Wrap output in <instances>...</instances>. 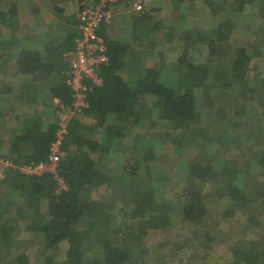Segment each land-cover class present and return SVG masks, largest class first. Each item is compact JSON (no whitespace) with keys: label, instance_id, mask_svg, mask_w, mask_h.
Returning <instances> with one entry per match:
<instances>
[{"label":"trees","instance_id":"1","mask_svg":"<svg viewBox=\"0 0 264 264\" xmlns=\"http://www.w3.org/2000/svg\"><path fill=\"white\" fill-rule=\"evenodd\" d=\"M1 1L0 159L43 161L57 128L54 99L64 106L72 100L65 54L78 35L80 12L50 6L56 17L37 19L34 37L25 35L33 47L16 30L27 13L40 12L37 1ZM159 1L149 7L150 0L141 12L124 9L131 14L122 16L126 33L113 36L114 24L100 26L108 62L97 69L101 85L87 82L82 115L93 121L71 118L56 174L26 175L0 161V264H34L26 250L37 237L45 264H143L144 253L156 264L162 257L144 251L142 239L170 223L200 227L192 245L204 244L205 256L225 236L232 239L229 264H264V0ZM197 16L215 28L199 39L207 42L205 59L193 62L202 32ZM222 49L230 54L226 67L217 62ZM39 105L46 107L45 123ZM212 114L218 117L213 141L233 144L231 152H217L208 163L185 160L179 133L202 132ZM157 122L166 128L160 134L152 131ZM125 145L129 155L119 162ZM166 152L174 162L165 164ZM112 157L118 162L104 169ZM114 181L115 195L126 199L119 212L104 198H91L94 189ZM173 200L179 212L168 205ZM216 204L221 207L211 209ZM233 219H242L238 232L219 228V220ZM15 239L23 249L6 258ZM66 242L63 258L56 259L53 247ZM192 257L198 259L195 252Z\"/></svg>","mask_w":264,"mask_h":264},{"label":"rangeland","instance_id":"2","mask_svg":"<svg viewBox=\"0 0 264 264\" xmlns=\"http://www.w3.org/2000/svg\"><path fill=\"white\" fill-rule=\"evenodd\" d=\"M25 1L29 5L30 3L34 2V0H25ZM35 1H37L35 3V6H39L41 8L40 12L37 15H32V16L30 15L31 17H29L27 13V16L24 18L26 20L23 19L22 23H18L19 28H22L20 26L23 25L25 30L19 29V28L18 30H16L18 37L26 38V41L29 40L27 43V46H33V47H34L33 42L30 41V39H28L27 37H25V35H28V37L30 38L34 37V30L36 28V25H34V22L37 19L49 20L51 18L56 17L54 12L50 10L49 8L50 6L59 5L61 7H64L66 9L65 11H68L73 7L75 8V13L77 14L80 11V8L82 6L92 4L95 0H92V1L91 0H70V2L69 0H46V3H43L42 0L41 1L35 0ZM52 1H56V2H52ZM175 2L176 0H173L172 3L170 2V0H164L163 4L168 3V5H173ZM149 3H150V0H149ZM149 3H148V6H149ZM160 5L161 4L159 0H152V4L149 7L160 6ZM5 6L6 5L0 0V8L3 9L5 8ZM123 15H125L126 17H129L131 14L124 12V8L121 5H118L117 7L115 6L114 19H113V22H110V24H114L113 26L114 28L113 29L111 28V34L113 36L119 35L123 32L126 33L130 31V27L127 21L126 22L124 21L125 18L122 19ZM38 23H39L38 25H42V21H39ZM197 23L199 27H202V32H200V34L197 37L200 43L199 44L200 48H196L192 50L191 61L193 62H198V61H202L205 59L207 55V51H208L207 42H204V41L202 42L199 39L204 36H207L210 38L213 35V31L215 28L213 21L209 20L208 18H203L202 16H199V17L197 16ZM253 24H254L253 21L249 22V27H252ZM33 25L35 27H33ZM249 31H250V28L247 29V32ZM222 51H223L222 55L217 57L219 58L217 62H219L220 65L226 67L228 66V63L231 60L230 54H228L229 52L227 53L224 49H222ZM257 64H258V61H255L253 63L252 65L253 72L255 71L254 68L257 66ZM227 104L228 103L226 102V105ZM234 104L235 106H237L238 102H235ZM230 105H232V102L230 103ZM227 107L228 105L225 106V111L230 112V109H228ZM228 115L229 113L225 115V117H228ZM212 116L214 117V120L217 121L218 119L217 115L212 114ZM82 121L86 123L85 118H82ZM88 122H91V121H88ZM216 126H217L216 124L213 126H209L207 129L203 130L202 132L188 130V131L179 133V136L181 137V139H183L185 143V149H186L185 152L187 153V155L184 157L185 160H188L189 158H191L193 160L202 161L203 163H208L210 159L214 157L215 153L217 152H220L226 155H228L231 152L230 151L228 153V151L226 150L232 149L233 144H229V148H228V144L226 142L221 143L219 141H216V142L213 141L216 139V136H213L214 135L213 130L216 129ZM165 129L166 128L162 123L157 122V127L153 128L152 131H154V134H157V133L160 134ZM151 134H153V132H151ZM3 135H4L3 138L5 142H7L9 140L8 133H5ZM212 144H214V146H212ZM118 155H119L118 156L119 158L117 159L119 160V162L123 161L125 157H128L129 155L128 145H125L123 152H121V154H118ZM164 155H165V158H164L165 164L175 161L173 159V156L167 155V152ZM167 159H168V162H167ZM0 160H3V159H0ZM114 160L115 159L113 158L112 160H109L108 162H106L103 165L104 169H107L108 167H110L112 165L111 161L114 162ZM116 162L118 161L115 160V163ZM102 164L103 163H101V165ZM3 175H4V170H3V167L0 165V178ZM118 186L119 185L115 181L108 184V186L101 185L97 189H94L91 192V198L93 199L104 198V203H106L107 205H114L115 211L118 210L119 212V208L123 207L126 204V199L123 198L122 195L121 196L115 195L114 192L118 190ZM214 202H215V199L211 200V204ZM168 205L170 206L172 205L171 206L172 211L174 210L175 212H179L178 202L173 200V202ZM219 207H221V205ZM219 207H217V204H216L215 207H211V209L216 210V208L219 209ZM214 217L220 219V215L218 216L214 215ZM219 221H220L219 228H222L221 230H224V228L227 229L228 227H230L228 228V231L232 233L238 232L239 227L242 224L241 223L242 219L239 221L238 220L236 221L233 219L231 220L232 223H229L228 221H225V220L224 221L219 220ZM201 231L202 229L200 227H193V226L187 225V227L181 226L180 228H178L177 225L170 223V224H167L164 229L160 228L159 230H150L148 234H146L143 237L142 245H140V247L144 249V251L150 254L154 253L156 258L162 257V259H159V262L156 264H229L233 257L232 251L230 249V244L232 243L230 241H232V239L230 238L227 239L225 238V236L219 237L218 245H215V249L208 250V254L205 256L202 250V247L204 244H202L201 248L193 247L192 245V242L195 241L194 239L196 238V236L198 237L201 235L202 233ZM16 241L17 240L15 239V243L13 247L11 246H10L11 248L9 247L10 251L5 253L6 258H9L15 255L17 252L23 249V247H21L22 245L18 246ZM201 242L205 243V240L202 239ZM198 245H201V244L197 243L196 246ZM211 245L213 246V244ZM27 246H32V245L29 244ZM33 246H34L33 248L31 247L30 249L26 250L27 253L30 255V259L32 263L45 264V258L47 256H44L45 254L44 247L41 246V241L39 237L35 239V244H33ZM67 246L68 245L66 242L65 244H59L58 246L53 247V253L56 259L59 258V260H61V258H63V253L66 250ZM9 248H7L6 246L2 247L4 251H6ZM147 249L149 251H147ZM194 252L198 255V259H194V257H192V254ZM144 254L145 255L143 259L145 260L143 264H151V262L146 259L147 253H144ZM203 255L205 257H203ZM135 257H138L137 254L133 255V259ZM134 263L142 264V261L137 259V262L134 261Z\"/></svg>","mask_w":264,"mask_h":264},{"label":"built area","instance_id":"3","mask_svg":"<svg viewBox=\"0 0 264 264\" xmlns=\"http://www.w3.org/2000/svg\"><path fill=\"white\" fill-rule=\"evenodd\" d=\"M149 0H97L94 6L84 7L78 16V35L74 46L65 55L68 60L66 83L71 92V104L64 106L60 100L54 99L57 110L55 137L50 143L47 157L43 161L13 164L11 160H0L6 166H12L26 175H41L46 172L56 174V169L62 155L61 147L68 125L73 116L83 115L87 107L86 91L92 85H101L102 79L97 74L100 65L108 62L106 46L99 34L101 25L110 22L114 16L116 5H121L126 11L141 12ZM60 186L66 187L63 180L57 177Z\"/></svg>","mask_w":264,"mask_h":264},{"label":"crops","instance_id":"4","mask_svg":"<svg viewBox=\"0 0 264 264\" xmlns=\"http://www.w3.org/2000/svg\"><path fill=\"white\" fill-rule=\"evenodd\" d=\"M92 1V0H91ZM90 1V2H91ZM152 1V0H151ZM69 2H70V0H69ZM75 11V8H71L70 10H68V11H65L66 13H72V12H74ZM113 19H114V16H113V18L111 19V21L110 22H113ZM109 22V23H110ZM46 107L44 106H42V105H39V107H38V111H41L42 112V115L41 114H39L38 116H40V119H42V121L44 122L45 120L47 121V119L49 118L47 115V110L45 109ZM77 117H79V118H85L86 119V122H88V121H93L92 119H90V118H87V117H83L82 115H77ZM217 121H218V119H217ZM217 121L215 122V120H214V117H212L211 119H210V122H209V125H208V127L209 126H213V125H215L216 123H217ZM45 123V122H44Z\"/></svg>","mask_w":264,"mask_h":264},{"label":"clouds","instance_id":"5","mask_svg":"<svg viewBox=\"0 0 264 264\" xmlns=\"http://www.w3.org/2000/svg\"><path fill=\"white\" fill-rule=\"evenodd\" d=\"M96 3H97V0H95L92 4L82 6L81 8L83 9L84 7L94 6ZM117 6H118V5H116V7H117ZM82 9H80V11H81ZM80 11H79V12H80ZM55 99H56V98H55Z\"/></svg>","mask_w":264,"mask_h":264},{"label":"bare ground","instance_id":"6","mask_svg":"<svg viewBox=\"0 0 264 264\" xmlns=\"http://www.w3.org/2000/svg\"><path fill=\"white\" fill-rule=\"evenodd\" d=\"M113 18V17H112ZM111 21V20H110ZM50 173V172H49ZM53 174V173H52Z\"/></svg>","mask_w":264,"mask_h":264}]
</instances>
